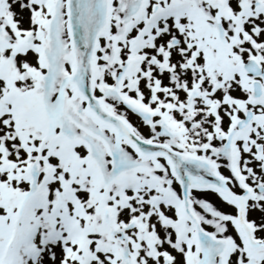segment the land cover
<instances>
[{"label":"snow or ice","instance_id":"obj_1","mask_svg":"<svg viewBox=\"0 0 264 264\" xmlns=\"http://www.w3.org/2000/svg\"><path fill=\"white\" fill-rule=\"evenodd\" d=\"M0 264H264V0H0Z\"/></svg>","mask_w":264,"mask_h":264}]
</instances>
